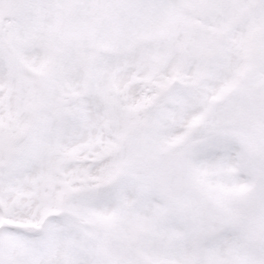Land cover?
<instances>
[{"label": "snow or ice", "instance_id": "obj_1", "mask_svg": "<svg viewBox=\"0 0 264 264\" xmlns=\"http://www.w3.org/2000/svg\"><path fill=\"white\" fill-rule=\"evenodd\" d=\"M0 264H264V0H0Z\"/></svg>", "mask_w": 264, "mask_h": 264}]
</instances>
